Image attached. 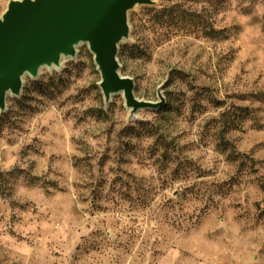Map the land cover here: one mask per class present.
I'll list each match as a JSON object with an SVG mask.
<instances>
[{"label":"rangeland","instance_id":"obj_1","mask_svg":"<svg viewBox=\"0 0 264 264\" xmlns=\"http://www.w3.org/2000/svg\"><path fill=\"white\" fill-rule=\"evenodd\" d=\"M128 18L120 74L164 106L106 104L86 44L26 76L0 111V264H264V0Z\"/></svg>","mask_w":264,"mask_h":264},{"label":"water","instance_id":"obj_2","mask_svg":"<svg viewBox=\"0 0 264 264\" xmlns=\"http://www.w3.org/2000/svg\"><path fill=\"white\" fill-rule=\"evenodd\" d=\"M151 0H19L10 1L0 17V111L8 96L21 95L24 78L43 68L59 67L86 44L100 75L104 102L122 94L132 117L137 110H158L165 104L134 96V82L120 74L119 45L129 38L128 12Z\"/></svg>","mask_w":264,"mask_h":264},{"label":"bare ground","instance_id":"obj_3","mask_svg":"<svg viewBox=\"0 0 264 264\" xmlns=\"http://www.w3.org/2000/svg\"><path fill=\"white\" fill-rule=\"evenodd\" d=\"M70 58L68 57V58H62L61 59V62H60V66L57 68V67H52V69H60V68H62V66L64 65V63L66 62V61H68ZM47 69H49V70H51V68H47Z\"/></svg>","mask_w":264,"mask_h":264}]
</instances>
